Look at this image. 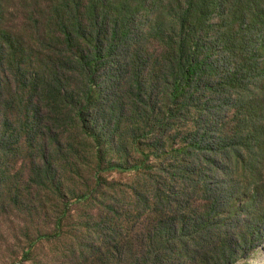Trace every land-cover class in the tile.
Listing matches in <instances>:
<instances>
[{"label":"trees","instance_id":"trees-1","mask_svg":"<svg viewBox=\"0 0 264 264\" xmlns=\"http://www.w3.org/2000/svg\"><path fill=\"white\" fill-rule=\"evenodd\" d=\"M47 2L40 15L0 0V145L9 148L14 114L38 131L46 123L50 152L33 183L62 180L61 137L74 132L94 160V189L79 201L105 173H150L136 195L154 223L135 264H235L263 245L264 0ZM13 88L23 106L8 99ZM176 129L181 145L167 151L159 138ZM147 142L156 151H137L135 165L104 167L110 146Z\"/></svg>","mask_w":264,"mask_h":264},{"label":"rangeland","instance_id":"rangeland-1","mask_svg":"<svg viewBox=\"0 0 264 264\" xmlns=\"http://www.w3.org/2000/svg\"><path fill=\"white\" fill-rule=\"evenodd\" d=\"M10 3L25 11L37 9L40 15H44L41 8L43 12L48 10L47 0H31L27 4L25 0H10ZM15 12L10 17V25L21 30L22 19ZM24 16L29 18L28 13ZM47 23L42 20L41 29ZM154 44L160 45L157 41ZM38 57L46 64L47 56ZM8 99L15 100L17 106L25 104V100L16 95L15 88ZM12 120L15 124L9 133L8 150L0 145V264H135L141 242L151 234L154 223L146 203L136 195L142 192L150 173L140 176L105 173L102 176L106 185L90 199L79 201L80 195L94 189V160L74 145V132H67L61 137L64 151L56 161L57 175L62 180L46 190L47 187L33 181L36 180L35 165H44L43 157L50 152L44 149L49 146L44 132L47 125L45 123L44 130L40 131L37 127H27L24 116L18 113ZM57 128V134L68 130L67 127ZM178 132L176 129L159 138L165 140L167 151L181 145L180 138L174 139ZM120 137V141L127 139L122 133ZM149 143L155 145L157 138ZM113 150L110 146L105 154V168L112 164L133 166L140 159L137 151L153 153L156 147L147 142L143 146L130 145L127 150ZM153 165L158 169L164 167L156 158ZM66 207L62 229L55 237L56 224ZM42 235L52 237L40 240ZM235 264H264V244L240 257Z\"/></svg>","mask_w":264,"mask_h":264}]
</instances>
